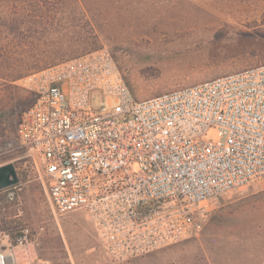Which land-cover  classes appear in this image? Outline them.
Wrapping results in <instances>:
<instances>
[{
    "label": "built area",
    "instance_id": "2783aa9c",
    "mask_svg": "<svg viewBox=\"0 0 264 264\" xmlns=\"http://www.w3.org/2000/svg\"><path fill=\"white\" fill-rule=\"evenodd\" d=\"M24 83L19 148L55 214L83 210L114 262L199 237L220 199L264 183V64L136 99L104 47ZM0 264L49 261L25 228L0 234Z\"/></svg>",
    "mask_w": 264,
    "mask_h": 264
},
{
    "label": "rangeland",
    "instance_id": "374dc122",
    "mask_svg": "<svg viewBox=\"0 0 264 264\" xmlns=\"http://www.w3.org/2000/svg\"><path fill=\"white\" fill-rule=\"evenodd\" d=\"M88 3L105 10L98 17L108 24L99 48L112 53L136 99L264 64V0ZM49 67L13 82L0 79V166L13 163L19 178L0 191V219L8 214L19 228L31 229L42 259L49 264H264V183L220 199L199 237L121 263L105 253L83 210L55 214L44 177L17 140L19 118L36 100L24 79Z\"/></svg>",
    "mask_w": 264,
    "mask_h": 264
},
{
    "label": "trees",
    "instance_id": "16d2710c",
    "mask_svg": "<svg viewBox=\"0 0 264 264\" xmlns=\"http://www.w3.org/2000/svg\"><path fill=\"white\" fill-rule=\"evenodd\" d=\"M103 12L88 0H0V79L13 82L100 49L101 31L108 25L98 19ZM19 226L8 214L0 219V232H8L14 243L23 233Z\"/></svg>",
    "mask_w": 264,
    "mask_h": 264
},
{
    "label": "water",
    "instance_id": "95a60500",
    "mask_svg": "<svg viewBox=\"0 0 264 264\" xmlns=\"http://www.w3.org/2000/svg\"><path fill=\"white\" fill-rule=\"evenodd\" d=\"M18 182L17 169L13 163L0 166V191L15 186Z\"/></svg>",
    "mask_w": 264,
    "mask_h": 264
}]
</instances>
